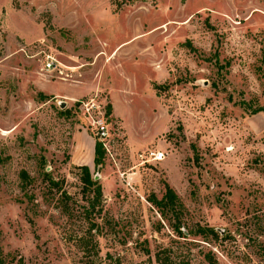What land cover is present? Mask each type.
Returning a JSON list of instances; mask_svg holds the SVG:
<instances>
[{
    "label": "rangeland",
    "instance_id": "1",
    "mask_svg": "<svg viewBox=\"0 0 264 264\" xmlns=\"http://www.w3.org/2000/svg\"><path fill=\"white\" fill-rule=\"evenodd\" d=\"M0 264H264V0H0Z\"/></svg>",
    "mask_w": 264,
    "mask_h": 264
},
{
    "label": "trees",
    "instance_id": "2",
    "mask_svg": "<svg viewBox=\"0 0 264 264\" xmlns=\"http://www.w3.org/2000/svg\"><path fill=\"white\" fill-rule=\"evenodd\" d=\"M131 1V0H128ZM112 113V106L111 104L107 105V115ZM105 157V149L103 147V144L100 140L96 142L95 145V158L94 162L96 165H100ZM83 169V176L82 179L86 185V189L88 191H92L94 196L92 200H90V207L87 209L88 212L95 211L96 207L101 205L102 202V197H103V191L101 184H99L97 181H93L91 179L90 175V168L88 165H82L81 166ZM28 178V175L25 176ZM162 207H168L174 211H178V208H181L183 206L182 202L180 201L179 197L177 196L176 192L174 191L173 188L170 186H167V192L165 195V198L163 201H161ZM101 209V208H100Z\"/></svg>",
    "mask_w": 264,
    "mask_h": 264
},
{
    "label": "built area",
    "instance_id": "3",
    "mask_svg": "<svg viewBox=\"0 0 264 264\" xmlns=\"http://www.w3.org/2000/svg\"><path fill=\"white\" fill-rule=\"evenodd\" d=\"M53 63L54 62H49L47 65L49 67H54ZM92 107L88 108L87 110L89 112H91L90 109H93ZM101 107H102L101 105H98L99 113L103 114V112L100 111ZM92 112H94V111H92ZM93 124L95 125V127L97 129V132L100 135V141L102 142L103 147L105 149V155L106 154L112 155L111 139L108 138V131L106 129L107 126L105 125V121L101 117H99L97 120H94ZM151 156H152V159L154 161H157V162L163 161L166 158L165 152L164 151H159V150L151 152Z\"/></svg>",
    "mask_w": 264,
    "mask_h": 264
},
{
    "label": "crops",
    "instance_id": "4",
    "mask_svg": "<svg viewBox=\"0 0 264 264\" xmlns=\"http://www.w3.org/2000/svg\"><path fill=\"white\" fill-rule=\"evenodd\" d=\"M93 148H94V150H95V146H94Z\"/></svg>",
    "mask_w": 264,
    "mask_h": 264
},
{
    "label": "water",
    "instance_id": "5",
    "mask_svg": "<svg viewBox=\"0 0 264 264\" xmlns=\"http://www.w3.org/2000/svg\"><path fill=\"white\" fill-rule=\"evenodd\" d=\"M64 103V102H63Z\"/></svg>",
    "mask_w": 264,
    "mask_h": 264
}]
</instances>
